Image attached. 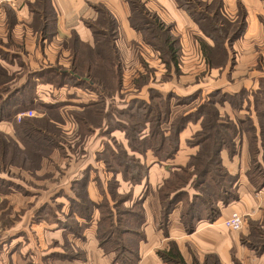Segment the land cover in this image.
<instances>
[{"label":"crops","instance_id":"obj_1","mask_svg":"<svg viewBox=\"0 0 264 264\" xmlns=\"http://www.w3.org/2000/svg\"><path fill=\"white\" fill-rule=\"evenodd\" d=\"M46 1L53 11L51 21L48 20L42 9V0H12V3L0 0V78L2 76L10 78L11 70L12 72L16 71L21 80L12 89V92L22 91L25 93V90L22 89L28 84L27 82L31 81L34 83V102L61 103L59 108L61 121L57 124H62L61 126L67 131L70 127L74 129L79 127L78 123H75L70 116L69 111L72 109L79 110L81 105L88 103L90 100H97L103 92L68 84L56 87L51 83L50 78H38L36 76H39L37 73L42 70L56 69L57 67H61L68 72L71 63L82 61V65L96 67L95 73L97 76H99V69H103V76H99L100 78H114L112 68L115 67V64L112 57L109 56V60L99 54L94 40V31L90 27V24H92L98 27L99 30L106 32L101 19L98 18L100 8H103L106 15L114 21V29L112 28L114 34L113 45L116 49L117 67L120 71L117 78H121L120 88L113 95L106 98L104 112L109 106H115L119 109L124 108L134 98L147 101L148 89L155 88L161 94L166 95L174 92L179 97H187L191 100L187 106L185 104L171 105L169 115L171 116L170 119H173L178 113L187 109L188 106L190 107L196 98L200 95H207L213 89H221L222 92L229 94L239 91L242 87L254 90L257 87L256 79L264 78V0H217L220 12L223 13L224 9L231 14H235L238 9L239 12L244 13L246 21L242 37L232 45L237 63L235 62L231 77H227L225 71L220 73L218 69L209 70L206 68L196 39V36L202 34L199 14H203L204 11L200 9L204 4L208 5L215 0H195L197 7L192 11L182 7L180 0ZM138 7L148 18H156L167 28L168 33L176 38L179 50L182 52L180 58L182 74L177 77L173 72H170L168 78H175L173 82H158L161 75L166 73V65L161 59L159 50L143 38L142 33L148 32L147 21L137 26L133 25V23H137L139 18L136 14ZM201 18H203L202 15ZM71 39L76 40L81 45L82 49L78 54L74 55L70 49ZM224 47L225 50L229 51L226 46ZM244 51L252 54L247 57ZM247 59H249V62L244 69L249 70L242 72L240 66ZM131 78L155 79L154 81L151 79L149 83L141 86L140 89H136L133 87V79ZM176 78H183V83L186 84L183 87L177 85ZM196 78L201 79L194 81ZM226 78H232L231 83H228ZM76 79L85 80L83 78ZM209 84H213L214 88H208ZM28 92L31 93L30 90ZM8 95H10L8 99H11V91ZM221 109L234 119H243L248 114L245 109L232 111L227 102ZM24 111L26 110L15 112L13 118L16 123H18L16 115ZM32 111L33 113L37 111V114L41 113L40 116H34L38 118L46 114V111L36 109ZM23 118L29 117L24 116ZM251 125L254 130L253 139L259 147L257 159L263 163L264 136L260 130L261 126L257 118H252ZM98 129L101 130V126L93 130L95 132ZM106 129L107 126L105 125L102 134ZM163 129L168 130V126L164 125ZM198 129V122H188L179 134V150L172 159L166 162H160L150 149L144 155L140 154L141 160L148 165L145 178L149 194L143 199L145 210L143 232L145 239L139 242V260L136 264H165L158 256L157 251L168 249L169 241L175 242L186 264H191L194 259L202 262L208 256H214L219 264H264V241L245 238L248 234H252L250 227L252 223H256L261 227V231H258L260 234L258 238L264 235V186L256 188L246 176L251 159L249 149L251 140L247 130L243 129L241 133L237 134L236 140L234 139L237 149L232 156H229L226 150L220 152L222 165L235 177L236 181L233 187L235 193H237V198L227 205H223L220 200L216 201L215 206L219 207L218 217L214 221L199 220L191 233H186L180 222L181 203L179 202L168 215L167 234H164L160 227V222L157 220V213L160 211L157 188L170 175V170L176 169L175 167L181 163H186L189 156L195 153L196 147L188 145L187 140H190ZM0 131L12 139H16L12 119L11 121L0 120ZM111 134L118 136L121 141L123 140V134L120 130H114ZM92 144L94 147L95 141H91L89 146ZM104 144L105 142L102 139L99 140L98 148L94 151L100 150ZM19 146L22 148L21 143H19ZM62 150L65 153L66 150L61 148L59 144L58 147L52 150L49 157L43 159L52 163L57 162L63 156L72 163V165L69 164L68 170L64 172L63 180H60L61 185L55 188L52 194L55 195L53 199L61 202L60 194L61 197L66 195L67 199L62 202V208L68 209V198L78 200L71 191L72 183L82 179L86 173L88 174L86 185L88 197L91 200L100 198L101 195L96 180L101 179L102 188L106 189L107 179L111 176L110 173L108 174L105 170L100 169L103 167L102 162L99 163L94 155L91 160H85L84 157L81 159L76 158V160L72 158L71 160V157H75V155L60 154ZM116 179H119V191H131L134 198H139L146 188L144 182L132 186L123 181L120 175H116ZM11 182L15 184V190L11 193V198L18 201L19 198L17 197L20 195V190L25 191V188L18 179H13ZM186 190L189 198L192 197L194 191L191 188ZM53 199L51 198L50 202ZM50 204L52 205V203ZM233 212L240 214L245 220L239 231L226 228L222 223ZM94 215L95 213L92 215L93 218H90L91 223L88 222V227L82 232L83 238H80L79 235L69 236L74 238L80 245L78 247L83 249L84 261L80 262L76 258L66 260L65 257L62 260L59 259L65 254V251L63 248L58 247L46 251L47 261L53 260L59 264H64V262L66 264H118L113 263L109 259L111 256L105 254L98 247L95 239L98 217H94ZM79 220V223H85L86 221L81 218ZM256 224L253 226L258 227ZM41 226L43 228L57 227L56 224L48 225L45 223ZM35 227L38 230L39 227ZM62 231H64L63 228L53 230V232L59 234ZM26 251V249H21L23 253Z\"/></svg>","mask_w":264,"mask_h":264},{"label":"trees","instance_id":"obj_2","mask_svg":"<svg viewBox=\"0 0 264 264\" xmlns=\"http://www.w3.org/2000/svg\"><path fill=\"white\" fill-rule=\"evenodd\" d=\"M180 4L182 7L190 11L197 7L195 0H180ZM211 4L212 7H214V10L211 9L213 15H221L222 12L218 9L219 2L215 0ZM207 7L208 5H206V10H208ZM42 9L48 17V20L51 21L53 11L47 4L46 0H42ZM99 11L98 18L101 19V23H103V28L106 32L99 30L98 27L92 24H90V27L94 31V40L96 41L95 43L99 50V54L109 60V56L112 57L115 64V67L112 68V74L115 79L112 81V78H107L108 85L105 81H96L94 78H100L99 76H103V69H99V76H97L95 73L96 67L82 65V61H74L73 64L71 63L68 72L64 71L65 69L61 67H57L56 69L42 70L37 73L39 76L36 77L50 78L49 80L56 87L68 84L103 92L97 100H90L88 103L81 105L79 110L72 109L69 111L74 122L78 123L79 131L81 133L99 127L100 125L98 124L94 125L96 124L95 121L100 120L101 123L105 119L109 124L107 125L104 134L110 133L115 129L124 131L128 146L129 148H132L130 143L134 142L133 134L141 133L147 129L148 134L142 136L141 150L132 149L139 151L142 155L150 149L160 161L171 159L179 148V133L190 119V116H182L179 118L175 127H170L172 129V136L170 138H168V136L167 138L163 136L164 133L161 135V131H164V129L161 128L162 123L160 120L164 119L165 123L170 120L169 113L172 97L170 93L163 96L157 89L149 88V98L147 101L134 98L131 99L124 108L119 109L115 106H110L104 112L106 98L120 88L121 78H117L119 77L120 71L117 67V56H115L117 54L113 45L114 34L112 28L114 29V21L106 15V11L103 8H100ZM204 13L199 14V21L201 22L200 25L202 30H204V26L207 25L203 22L205 19ZM136 14L139 18L137 23H133V25L137 26L141 23H145V21H147L148 24V32L142 33L144 40L159 50L161 59L165 62V65L170 66L171 64H176L179 53V46L177 45L176 38L169 34L167 28L156 18H148L143 14L140 7L137 8ZM201 15L203 18H201ZM229 24L236 28L232 37H237L242 34L244 26L242 14L240 15V20L229 22ZM208 32L211 36L213 35L209 30H207V33ZM201 43L204 44L203 42ZM69 46L74 55L78 54L82 49L80 47L81 45L74 39L70 40ZM209 51L210 48H207V53ZM76 78H83L85 80H77ZM111 81H115L116 88L114 90H109V93H107L105 88L106 86L107 88L111 87ZM141 82V79H139L136 84L140 85ZM27 83L28 84L25 85V88L22 89L25 90V93L22 91L12 92V90H10L11 99H8L10 97V95H8L10 91L7 94H0V120L11 121L12 119L14 121L16 137V139H12L10 136L0 133V159L2 157V162L6 160L7 156H9V153L5 152V147L7 146L12 145V149H14V151L12 150L13 156L18 153H23L24 155L31 156L34 161H39V158L49 155L52 150L59 146L54 128L57 129L56 124L61 121L59 114L61 103L51 104L41 103L40 101L34 102V83L31 81ZM29 90L31 93L28 92ZM154 100L158 101L156 104H162L165 108L164 112H160L158 108H154V105L152 107L151 103ZM222 101H225V99L220 100V102ZM212 102L213 101H210V103L205 105H213ZM30 108L39 111H46V114L40 118H22L20 122L16 123L13 118L15 112L17 110H26ZM211 111L212 116L214 117V123H202L201 129L194 136V138L196 137L194 144H199L201 149H198L195 155L189 157L187 161L188 168L183 170V174L179 175L173 173V176L166 178L163 185L159 187L160 227L164 234H167L166 224L168 222V215L179 202L181 203L179 212L180 222L186 233H191L194 231L195 224L199 220L206 219L208 221H214L218 217L219 207L215 206L216 201L220 200L223 205H227L229 202L237 198L235 192L232 191L234 190L233 185L236 181L235 177L221 165L220 160V151L222 149H226L229 156H232L235 153L234 138L236 135V128L232 122L226 123L220 121L219 114L215 108L211 109ZM139 115L143 116V123L134 120ZM260 125L263 126L264 122H261ZM209 127H211L212 130L209 129ZM262 130H264V126L262 127ZM19 143H21L22 148L19 146ZM104 146V153L101 152L102 154L100 153L97 155V160H101L105 164V170L107 172L115 173L117 170L113 169L112 165H110L113 159L111 156L112 150L108 145L105 144ZM161 152L165 153L164 156H161ZM250 152H252L251 155H254L252 149ZM116 165L118 166L120 164ZM212 166L214 169H212ZM252 166L253 169H258L257 171L260 170L262 174L264 173L263 167H261L259 162L251 161V168ZM137 167L139 168V174L143 170L142 175L134 176L133 174H130L131 172L127 166H122V168L118 167L121 170L120 174L123 181H130L133 184L141 183L142 178L146 177L147 171L139 165H137ZM174 176L175 181L173 183L172 177ZM247 177L256 188L264 186V174L259 180L255 179L256 176L254 173L249 174ZM87 181L88 174L86 173L82 179L73 182L71 187L78 200L69 198L71 212L73 213L76 211L77 214L85 220H89L92 213L91 209L89 210L85 203L90 202L86 197ZM110 181L111 180L107 181V193L112 197L113 192L117 194L118 183L114 180V182ZM187 188H191L194 191L190 198L188 191L186 190ZM77 190H79V193H77ZM80 190H83V195H81L82 193H80ZM100 190L102 196L106 197L105 190L102 188H100ZM120 197L126 200V197ZM82 200L85 202H82ZM108 204L109 200L107 198H104L103 202L99 204L100 209L104 210L102 212L100 211L96 224L95 237L98 246L103 249L105 254L111 251H116V255L113 257L114 263L136 264L139 260V242L145 239V234L143 232V224L145 222L143 200L140 198L132 205L125 208H116L117 206L115 205V208L117 209V218L115 220L112 218L113 212L108 208ZM71 212L69 217L71 216ZM63 224L68 226L67 229L72 230L67 222ZM84 227L85 226L80 225L79 230H74L73 232L75 234L79 233L78 235L80 236L82 234H80V232L83 231ZM157 254L165 264H186L174 241H169L168 249L159 250L157 251ZM210 257L212 256H208V258ZM214 264L216 263L214 262Z\"/></svg>","mask_w":264,"mask_h":264},{"label":"rangeland","instance_id":"obj_3","mask_svg":"<svg viewBox=\"0 0 264 264\" xmlns=\"http://www.w3.org/2000/svg\"><path fill=\"white\" fill-rule=\"evenodd\" d=\"M213 8L214 7H212L211 3L208 4V7H207L208 10H206V5H203L201 9L199 8L200 10H204L205 13L208 14L206 15L204 13L205 19L203 20V22L207 24L204 26L205 29L202 30L201 35L196 36L197 42L200 47L199 52H201L200 54L202 55V58L204 59L207 69L209 70L218 69L220 73L221 71L223 72L225 71L227 74V77H231V72L234 70L235 62L237 63L235 51L233 50L232 45L235 43V41H237L239 38L242 37L245 31L246 21L244 18V13L239 12V10L237 9L235 14H231L230 12L225 11L223 9V13H221V15L215 16L213 15L211 11V9ZM241 14L244 20L243 33L237 37H232L236 28L230 25L229 22H236L237 20H240ZM206 29L209 30L213 35L211 36L209 32L207 33ZM201 42H203L204 44H202ZM224 46H226V48H228L229 51L226 50L225 52ZM207 48H210V51L208 53H207ZM217 48H220V49H217ZM244 53L247 57L252 54L251 52H248V51H244ZM181 55H182V52L181 50H179L176 64H171L170 66L166 65L165 66L166 73L161 75V77L158 79V82L160 83L166 82V81H168V83L173 82L175 78H168L170 76V72H173L174 75L177 77L182 74V71H181L182 66L180 63ZM248 62H249V59L245 60L241 64L240 69L243 70L242 72H246L247 70H249V69H244V67L247 66ZM240 76L242 77V75ZM94 79L96 81H101V82L105 81L106 84L108 83L107 78H94ZM114 79L115 78H112L111 80L113 81ZM131 79H133L132 80L133 87H135L136 89H140L141 86L149 83L151 79H153L154 81L155 78H131ZM139 79H141L142 82L140 85H137L136 83ZM199 79L201 78H196L194 81H199ZM226 79L228 83H231L232 78H226ZM20 80L21 78L18 72L16 71L12 72V70H11L10 78H7L6 76L5 77L2 76V78H0V94H5V93L7 94L10 90H12L15 86L19 84ZM176 81H177V85L181 87H183L184 84H186V83H183L184 82L183 78H176ZM256 81H257V87L254 90H248L242 87L239 91L233 94H229L227 92H222L221 89H213L210 92H208L207 95H202V96L200 95L198 98H196L193 104L190 105V107L188 106L187 109L178 113L173 119H170L166 123L164 122V119L160 120L162 123L161 128H163L164 125L168 126V130L161 131V135L164 133L163 136H165L166 138L168 136V138H170L172 136L171 128L176 126L179 118H181L182 116H185V117L190 116V119H189L190 121L188 120V122L190 123L198 122L199 123V129L193 134L190 140H187L188 145L196 147L195 153L190 155V156H193L197 153L198 149L199 150L201 149L200 148L201 146L199 144L197 145L194 144L195 143L194 140L196 138V137L194 138V136L201 129L202 123H208V124H212V122L214 123V117L212 116L211 109L215 108L219 114L220 121L226 122V123L232 122L234 124L236 128V135L234 138L235 140H236L237 134L241 133L243 129L249 132V139L251 140L249 149L250 151L251 149L253 150L254 155L253 154L251 155L250 166L248 167V170L246 171V176L254 173L256 176L255 179L259 180L263 176L264 173L262 174L260 170L257 171L258 169L257 170L253 169V166L251 168V161L259 162V160L257 159V152L259 151L258 150L259 147L255 144V141L253 139L254 130L252 129L251 123H252V118H257L258 121L260 120L259 122L260 124L261 122H264V116H263L264 78H257ZM160 85H163V84H160ZM208 86H209L208 88H214L213 84H209ZM115 88H116V83L114 81L112 82L110 88H107L106 86L105 89H106V92L109 93L108 92L109 90L111 89L114 90ZM114 93L115 92H113L111 95H113ZM170 94L172 95L170 106L174 104H177V105L185 104V106H187L191 102V100H189L187 97L185 98L179 97L174 92L173 93L171 92ZM162 95L165 96L164 94ZM148 98H149V92H148ZM224 99L225 101L220 102V100H224ZM210 101H213L212 102L213 105H205V104L210 103ZM157 102L158 101L154 100L151 103L152 107L154 105V108H158L160 112H164L165 108L162 106V104H159V105L156 104ZM226 102L232 111H240L242 109H245L247 110L248 114L243 119H234L233 117H230V115H228L227 113H225V111L221 109V107L225 106ZM26 110H29V109H26ZM36 112L37 111H35V113H33V115L30 117L40 116L41 113L37 114ZM169 117L171 116L169 115ZM134 120L143 123L144 118L143 116L139 115ZM102 122L100 123V120L95 121L96 124L94 125L98 124L103 129L105 125L107 126L109 124V122L108 121L106 122L105 119ZM188 122L185 124L183 129L187 126ZM61 125L62 124H56L57 129L54 128L55 133L57 134L56 139L58 140L60 147L66 150L65 151L66 154H69L71 156L75 155V157L74 156L71 157V160L72 158H74L73 160H76V158L81 159L83 157L85 160H91L93 158V155L96 156V159H97V155H99L101 152L104 153L105 146L101 147V149L98 151H94L98 148V142L101 139L102 141L105 142L106 145L110 147V149L112 150L111 156L114 159L113 160L111 157L112 162L110 163V165H112L113 169L117 171L115 173H111L109 171L107 172L105 170V167H106L105 164L101 160H97L99 163L102 162L103 167H101L100 169L105 170L108 174L109 173L111 174V176L107 179V180H111L110 182L117 181L118 186H119V179H116V175L121 176L120 174L121 170L118 167H121V168L122 166L129 167V170L131 172L130 174H133L134 176L143 174V170L139 174V168L137 167V165L144 168L145 171L148 170V165L145 161L141 160L142 158L140 157L139 151H135L132 149L134 148L137 150H141V143H142V138H143L142 136H146L148 134L147 129H145L141 133L139 132L140 134L139 133L133 134L134 142L130 143L132 148H129L128 141L124 135L125 133L124 131L120 130V132L123 134L122 135L123 140L121 141V139L118 136L111 134L113 133L114 130H112L110 133H107L105 135L102 134L103 133L102 129L101 130L98 129L95 132L94 130H89L86 132H82V133H85V134H82L79 131L80 130L79 127L75 129L70 127L67 131V129H64ZM209 129H211V127H209ZM115 130H119V129H115ZM260 130L262 132V135L264 136V130H262V126L260 127ZM0 133L3 135L5 134L1 131ZM91 141H95L94 147H93V144L89 146V143ZM236 149L237 147L235 145V152H236ZM5 150H6L5 151L6 153H9V156H7L6 160H4L3 162H2V157L0 159V264H59V263L54 262L53 260L52 261L49 260L48 262L46 259L47 258L46 251L51 248H56V247L63 248V250L65 251V254L62 255L61 256L62 258H59V259L62 260L65 257L66 260L76 258L80 260V262L84 261L85 259H84L83 249L78 247L80 246L78 245L79 243H77L74 240V238H71L69 236L78 235L79 233L75 234L73 231L79 230L80 225L85 226L83 228V231H84L89 225L88 222L91 223V219H89V221L86 220L85 221L86 224L83 222L79 223L80 221L79 219L81 217L79 216V214H77L76 211H74L73 213L71 212L70 201H68V205H69L68 209L62 208V204H63L62 202L66 201L65 199H67L66 198L67 196L65 195L64 197H61V194H60V199L62 201L57 202L53 199L55 195H52L55 188L61 185L60 180L61 179L63 180L62 177L64 175V172L68 170L69 164L71 162L68 159L66 160L65 157L63 156L57 162L50 163V162L44 161L43 159L49 157L51 153L42 158H39V161H34L31 156L24 155L23 153H18L13 156L12 150L14 151V149H12V145L5 147ZM222 150H226V149H222ZM65 153L63 150L60 151V154H65ZM164 154H165L164 152H161V156H164ZM167 160H170V159H167ZM167 160L165 161L159 160V161L166 162ZM259 163H261L262 165L264 164V162L263 163L259 162ZM116 164H120V165L117 166ZM262 165L261 167H264ZM169 168H171V166H169ZM175 168L176 169L170 170L169 172L170 175L168 177L173 176L172 175L173 173H177L179 175L183 174V170L188 168V164L187 162L184 164L181 163ZM212 169H214L213 166H212ZM96 175H97V172H96ZM13 179H18L21 182L23 188H25V191L20 190V195L17 197L19 198L18 201H14V199L11 198V193L13 192V190H15L14 189L15 184L11 182V180ZM174 181H175V176L172 177V182L174 183ZM96 182H97V186L99 187L98 189L101 195L100 198H97L96 200H91L88 197V195H86V197L88 198V200H90V202L88 203L82 200V202L86 203V206L89 208V210L91 209V212H92L91 217L95 213L94 217L97 216L99 218L100 211L102 212L104 210V209H100L99 204L103 202L104 198H107L109 200L108 208L113 212L112 218L115 220L117 218L116 208L129 207L134 202H136L138 199L142 198L143 200V198H145L146 195L149 194V190L147 187V180L145 177H143L141 180V183H139V184H142L144 182V185H146L145 190L143 191L142 195L139 198H134L132 196L131 191L120 192L118 189V186H117L116 192L119 196L115 192H113V196L110 197V195L107 193V190H108L107 183H106L107 189H103L101 179H97ZM125 182H127L128 184L132 186L138 185V184H133L130 181H125ZM163 182L159 187L163 185ZM159 187L157 188V194H158ZM100 188L105 190L106 197L102 196ZM71 191L73 192L72 187H71ZM232 191L235 192L234 190ZM77 193H79V190H77ZM80 193H82L81 195H83L84 194L83 190H80ZM235 195H237V193H235ZM120 196H123L124 198L126 197V200ZM51 198L53 200L50 202ZM50 203H52V205ZM115 205L117 206L116 208H115ZM70 212H71V216L69 217ZM157 215H158L157 220L160 222V219H161L160 211L159 213H157ZM63 219L64 221H62ZM65 222H67L71 226L72 230L67 229L68 226H65L63 224ZM244 222L245 220L243 218V223ZM43 223L48 224V225L56 224L57 227L43 228L41 226V224ZM254 224L256 223L250 224L252 234L251 235L248 234L245 238H250L251 240H254V241H260V240L264 241V235H262L261 238H258V236L260 235L258 231H261V227L258 224H256L258 227H255L253 226ZM35 226L39 227L38 230H36L37 228ZM166 227H167V224H166ZM60 228H63L64 230L62 231L61 234L53 232V230L60 229ZM82 232H80V234ZM95 232H96V229H95ZM83 237L84 236L81 234L80 238H83ZM21 249L23 250L26 249L27 251L23 253L21 252ZM106 254L111 256V258L109 259H111L113 262V257L116 255V251H111ZM214 262L216 264H219L217 263L216 258L212 256L210 258L205 257L202 262H199L194 259L191 264H214ZM64 264H66V262H64Z\"/></svg>","mask_w":264,"mask_h":264},{"label":"built area","instance_id":"obj_4","mask_svg":"<svg viewBox=\"0 0 264 264\" xmlns=\"http://www.w3.org/2000/svg\"><path fill=\"white\" fill-rule=\"evenodd\" d=\"M5 1H9L12 3V0H5ZM32 115H33L32 110H26L24 112L18 113L16 115V120L19 122L24 116L30 117ZM222 223L226 228H229L234 231H239L243 226V217L240 214L233 212L228 217H226Z\"/></svg>","mask_w":264,"mask_h":264}]
</instances>
